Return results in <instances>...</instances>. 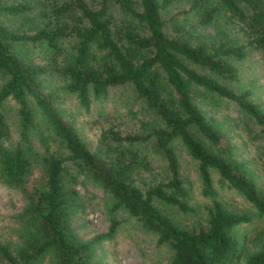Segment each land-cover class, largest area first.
<instances>
[{
  "label": "trees",
  "instance_id": "trees-1",
  "mask_svg": "<svg viewBox=\"0 0 264 264\" xmlns=\"http://www.w3.org/2000/svg\"><path fill=\"white\" fill-rule=\"evenodd\" d=\"M173 1L0 0V176L23 196L26 230L14 252L0 242L6 264H93L91 242L76 239L69 228L76 192L66 185L78 175L109 195L112 210H124L168 245L167 264H264V233L252 235V251L237 234L249 221L246 214L212 200L205 224L187 229L153 204L191 209L174 152L179 143L196 162L204 195L214 194L215 171L220 186L237 191L264 218V189L194 101L214 95L233 102L264 139V109L250 90L231 87L248 49L264 61V0H187L181 11L194 17L189 27L204 32L194 40L166 33L174 19L164 14ZM117 86H129L152 121L124 134L108 127L90 151L63 119L56 90L87 108ZM6 99L15 104L11 128L1 112ZM149 154L163 160L166 176L140 189L135 176L149 170ZM35 170L40 182L28 190ZM116 225L110 220L96 238H110Z\"/></svg>",
  "mask_w": 264,
  "mask_h": 264
},
{
  "label": "rangeland",
  "instance_id": "rangeland-1",
  "mask_svg": "<svg viewBox=\"0 0 264 264\" xmlns=\"http://www.w3.org/2000/svg\"><path fill=\"white\" fill-rule=\"evenodd\" d=\"M187 4V0H174L167 7L164 16H173L174 23L169 21L165 30L168 35L184 34L183 37L194 40L197 35H203L204 32L200 33L189 27L194 22V17L181 11L188 7ZM207 32L212 31L207 29L205 33ZM236 67L237 82L231 83V87L250 90L252 100L264 109V61L256 51L248 49L245 56L236 63ZM56 99L63 119L75 127L90 151H96L100 132L108 127L124 134L136 132L139 121H152L150 114L143 108L141 101L135 98L129 86L110 88L106 97L90 100L87 108L80 106L73 94L59 88L56 90ZM194 101L206 120L216 124L226 134L233 146L234 155L246 162L256 183L264 189V139L259 127L233 102L225 98L211 95L203 100L194 98ZM1 112L10 128L14 126L16 114L12 100L3 101ZM11 135L14 138L13 131ZM174 147L179 178L186 192L185 202L191 209L183 212L156 200L153 204L162 214L187 229L205 224L207 210L211 207L212 200L220 203L228 211L244 213L249 216V221L237 227V234L239 238L244 236L245 244L250 251L254 250L257 243H254L251 237L257 232L264 233V218L255 216L249 203L237 191L220 186L215 171L211 172L214 194L204 195L197 176L196 162L179 143H175ZM149 160V170L140 171L135 176L134 184L140 189L163 181L166 176L164 162L160 157L149 154ZM39 182L40 173L35 170L29 178L27 189H33ZM66 186L76 192L69 223L70 232L80 241L91 242L92 249L88 255L91 263L169 262L172 255L169 246L159 243L154 232L145 229L140 221L129 216L124 210H112V200L99 185L86 176L78 175L76 181L69 182ZM24 203L20 191L8 186L0 176V242L5 243L11 252L21 244V239L26 233L24 221L20 218ZM110 220L117 222L114 234L108 239H97L96 236L106 232ZM0 264L6 263L0 258ZM41 264L52 263L43 260Z\"/></svg>",
  "mask_w": 264,
  "mask_h": 264
}]
</instances>
